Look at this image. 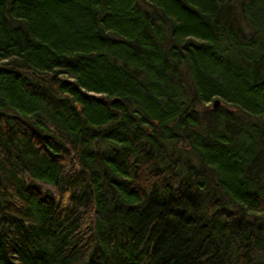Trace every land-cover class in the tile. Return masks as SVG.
I'll return each instance as SVG.
<instances>
[{"label": "trees", "instance_id": "16d2710c", "mask_svg": "<svg viewBox=\"0 0 264 264\" xmlns=\"http://www.w3.org/2000/svg\"><path fill=\"white\" fill-rule=\"evenodd\" d=\"M0 264H264V0H0Z\"/></svg>", "mask_w": 264, "mask_h": 264}, {"label": "bare ground", "instance_id": "6f19581e", "mask_svg": "<svg viewBox=\"0 0 264 264\" xmlns=\"http://www.w3.org/2000/svg\"><path fill=\"white\" fill-rule=\"evenodd\" d=\"M215 102L217 103V107L221 105V101L219 99H216ZM14 207L16 208V210L18 209L19 211H22L23 213H26V210H28L27 208H29L28 204L26 203L15 204ZM220 258H221L220 260L224 262V258L223 257H220Z\"/></svg>", "mask_w": 264, "mask_h": 264}, {"label": "water", "instance_id": "95a60500", "mask_svg": "<svg viewBox=\"0 0 264 264\" xmlns=\"http://www.w3.org/2000/svg\"><path fill=\"white\" fill-rule=\"evenodd\" d=\"M214 106L217 107V103L216 102L214 103Z\"/></svg>", "mask_w": 264, "mask_h": 264}]
</instances>
